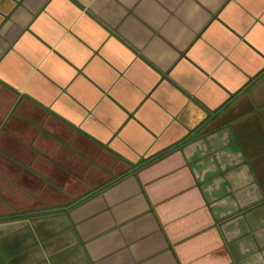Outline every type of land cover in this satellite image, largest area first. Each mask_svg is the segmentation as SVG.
Returning <instances> with one entry per match:
<instances>
[{
  "label": "crops",
  "instance_id": "crops-1",
  "mask_svg": "<svg viewBox=\"0 0 264 264\" xmlns=\"http://www.w3.org/2000/svg\"><path fill=\"white\" fill-rule=\"evenodd\" d=\"M0 264H264V0H0Z\"/></svg>",
  "mask_w": 264,
  "mask_h": 264
}]
</instances>
